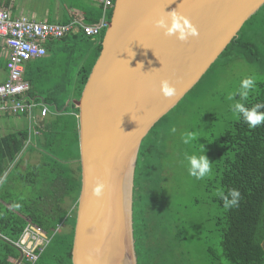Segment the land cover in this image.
Instances as JSON below:
<instances>
[{
    "label": "trees",
    "instance_id": "obj_1",
    "mask_svg": "<svg viewBox=\"0 0 264 264\" xmlns=\"http://www.w3.org/2000/svg\"><path fill=\"white\" fill-rule=\"evenodd\" d=\"M101 17L102 8L86 23L97 25ZM103 38L102 35L97 47L83 32L50 40L46 44L47 56L26 65L24 78L31 85L28 98L46 105L49 115L39 119L31 133L25 129L0 139V264H15L20 259V252L11 243L17 242L30 224L51 238L36 264H73L82 177L80 111L72 101L82 97L100 56ZM86 41L96 48L78 55L79 45ZM3 51L0 42V69L7 70ZM222 58L229 61L225 67L241 62L257 70L245 77L254 79L247 99L240 95L237 99L248 109L264 104V6L190 93ZM72 70L77 73L71 74ZM258 111L264 113V107ZM172 112L144 139L137 159L133 229L138 264H264V122L252 127L243 114H237L220 136L207 143L213 174L210 185L216 182L220 187L214 202L222 213L207 222H213L210 232L218 235V254L210 245L206 223L193 227L190 213L176 209V199L165 185L169 136L158 134V129ZM233 189L240 193L238 206L226 208L224 197L231 199L229 192ZM69 223L72 226L66 232L64 227ZM198 241L204 248L203 258L200 251L195 255L190 248Z\"/></svg>",
    "mask_w": 264,
    "mask_h": 264
},
{
    "label": "water",
    "instance_id": "obj_2",
    "mask_svg": "<svg viewBox=\"0 0 264 264\" xmlns=\"http://www.w3.org/2000/svg\"><path fill=\"white\" fill-rule=\"evenodd\" d=\"M263 6L264 0L115 1L100 56L82 97L72 101L80 111L82 177L73 264H138L133 196L142 142ZM173 15L186 18L196 35L180 40L156 26ZM163 81L172 96L162 93Z\"/></svg>",
    "mask_w": 264,
    "mask_h": 264
},
{
    "label": "rangeland",
    "instance_id": "obj_3",
    "mask_svg": "<svg viewBox=\"0 0 264 264\" xmlns=\"http://www.w3.org/2000/svg\"><path fill=\"white\" fill-rule=\"evenodd\" d=\"M91 39L95 41L96 38ZM91 50H93L91 42H82L78 47V55ZM78 55H76L77 59H79ZM223 60L224 58L158 129V134L169 136L166 144L167 159L164 162L166 173L164 176L167 178L166 187L176 199L175 205H178L176 209L180 207L184 212L190 213L193 227H196L199 222H203V225L206 223L205 231L207 237H210V245L217 250L218 254H220L218 235L211 233L214 228L213 222L208 224L207 222L217 216L220 217L222 213V209L214 202L220 194V187L216 182L210 185L213 178L211 164L209 173L197 179L189 174L190 165L185 157L192 154L209 155L208 141L220 136L225 127L238 117L231 108L239 102L237 96L241 90V81L257 71L241 62L225 67L224 64L229 61ZM78 63L80 64V61ZM57 67L60 68L58 65ZM76 73L77 70L71 71L73 75ZM229 96L233 99H229ZM188 132L194 134L195 140L190 144H185L182 137ZM71 226L72 223L66 225L64 231L68 232ZM192 240L196 241L195 238ZM198 245L201 247L199 248ZM198 245L193 242L190 247L191 251L195 250V255L200 251V258H203L204 248L199 241Z\"/></svg>",
    "mask_w": 264,
    "mask_h": 264
},
{
    "label": "built area",
    "instance_id": "obj_4",
    "mask_svg": "<svg viewBox=\"0 0 264 264\" xmlns=\"http://www.w3.org/2000/svg\"><path fill=\"white\" fill-rule=\"evenodd\" d=\"M115 1L97 0L102 8V18L97 25H87L79 19H73L68 25L40 23L13 18L10 12L0 11V40L9 52L7 80L0 84V112L24 116L33 125L30 129L39 124V119L46 118L49 108L28 98L31 85L24 79L27 63L45 58V45L50 40H62L76 32H83L90 39L101 37L109 27ZM50 241L42 229L27 225L21 238L11 243L20 252L15 264H36Z\"/></svg>",
    "mask_w": 264,
    "mask_h": 264
},
{
    "label": "crops",
    "instance_id": "obj_5",
    "mask_svg": "<svg viewBox=\"0 0 264 264\" xmlns=\"http://www.w3.org/2000/svg\"><path fill=\"white\" fill-rule=\"evenodd\" d=\"M100 10L101 7L97 0H0V11L10 12L13 18H25L47 24L66 25L73 19H79L87 24L89 17H97ZM100 39H95L96 47ZM0 42L4 49L3 56L8 59V49L2 41ZM96 47L93 46V50ZM48 57L51 56L48 55ZM7 74L6 68L0 69V84L7 80ZM31 125L24 116L0 112V139L10 133L25 129L30 132Z\"/></svg>",
    "mask_w": 264,
    "mask_h": 264
},
{
    "label": "clouds",
    "instance_id": "obj_6",
    "mask_svg": "<svg viewBox=\"0 0 264 264\" xmlns=\"http://www.w3.org/2000/svg\"><path fill=\"white\" fill-rule=\"evenodd\" d=\"M156 26L160 29H163L166 35L172 36L177 35L180 40L187 39L188 35H196V31L193 27L190 26L189 21L186 18H183L178 15H173L170 20V24L167 19H161L156 22ZM187 26V27H186ZM254 86V79L252 77H247L241 81V90L239 95L241 99H247L249 91ZM161 91L165 96H172L174 94V89L170 86L167 81H163L161 84ZM233 99L232 96L228 97ZM264 107V104H257L253 108L248 109L242 103H235L232 106L233 113L243 114V117L250 126L255 127L262 122H264V113H259L258 109ZM185 144H190L195 140L193 133L188 132L182 137ZM190 165L189 174L197 179L203 178L210 171V161L206 155H186L185 157ZM97 195L100 194L101 188L98 187L95 189ZM229 199L227 196L224 197V206L226 208H231L238 206L240 193L238 190H231L229 192Z\"/></svg>",
    "mask_w": 264,
    "mask_h": 264
},
{
    "label": "bare ground",
    "instance_id": "obj_7",
    "mask_svg": "<svg viewBox=\"0 0 264 264\" xmlns=\"http://www.w3.org/2000/svg\"><path fill=\"white\" fill-rule=\"evenodd\" d=\"M102 18V17H101ZM99 24V23H98ZM105 32H106V30L105 31H103V33L105 34ZM80 32H76V33H73V34H79ZM103 33H102V35H103ZM73 34H70V35H73ZM46 51H47V49H46ZM7 69H8V66H7ZM24 76H25V74H24ZM25 79V78H24ZM28 82V81H27ZM29 83V82H28ZM30 84V83H29ZM33 131V129H30V132H32Z\"/></svg>",
    "mask_w": 264,
    "mask_h": 264
}]
</instances>
